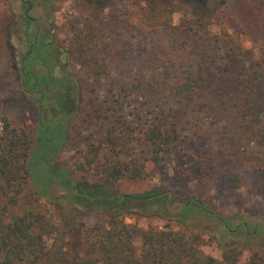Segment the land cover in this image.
Segmentation results:
<instances>
[{
  "label": "trees",
  "instance_id": "trees-1",
  "mask_svg": "<svg viewBox=\"0 0 264 264\" xmlns=\"http://www.w3.org/2000/svg\"><path fill=\"white\" fill-rule=\"evenodd\" d=\"M74 1L98 16L113 0ZM129 1L143 9V33L172 29V15L183 11L193 35L207 31L229 2ZM23 21L28 37L25 12ZM39 27L36 22L19 73L20 89L34 102L37 132L30 139L6 119L0 129V264H264V212L224 213L201 196L215 188L223 199L241 198L243 177L233 158L250 150L264 154V55L239 48L232 37L223 41L219 60L204 48L182 49L173 38L158 41L137 76L113 78L110 114L99 126V144L104 141L108 152L98 162L86 160L96 180L77 179L56 161L69 139L75 80L48 66L43 73L33 69L35 56L46 63L56 52ZM186 102L194 105L187 110ZM183 142L196 148L193 165L179 161ZM133 143L141 144L139 152ZM172 161L179 162L172 183L138 192L115 186L123 177H145L148 164ZM193 180L201 195L186 193ZM258 190L264 196V184ZM40 197L52 212L44 211ZM86 212L103 215V222L88 226L81 220ZM205 237L216 241L220 260L202 251Z\"/></svg>",
  "mask_w": 264,
  "mask_h": 264
},
{
  "label": "rangeland",
  "instance_id": "rangeland-1",
  "mask_svg": "<svg viewBox=\"0 0 264 264\" xmlns=\"http://www.w3.org/2000/svg\"><path fill=\"white\" fill-rule=\"evenodd\" d=\"M27 1L32 3L31 9H27L23 0H0V129L3 119H6L12 127L25 130L30 139L37 132L34 102L20 89L19 73L23 64L22 56L31 46L29 39L38 22L40 38L47 44L51 43L56 52L46 63L35 56L32 60L35 63L33 69L43 73L48 66L55 73H72L75 80L69 139L58 151L56 161L65 163L77 179L84 176L96 180L94 164L88 165L86 160L92 157L98 162L108 152L104 141L99 144L103 138L99 126L103 117L110 114L112 95L116 93L113 78L137 76L140 65L154 54L158 41L173 38L175 45L182 49L194 51L204 48L207 57L219 60L225 50L223 41L232 37L235 43H239V48H252L257 56L264 55V0H229L221 15L210 22L207 31L196 35L187 33L189 30L185 20L189 16H185L183 11L172 15V29L156 27L143 33L140 17L143 9L129 0H113L98 16L74 0H59L53 4H43L42 0ZM26 11L30 22L28 37L23 33V14ZM193 105V102L184 104L187 110ZM182 117L185 119L186 115ZM186 142L181 144L179 161L193 165L197 159L196 148ZM133 147L135 152L142 148L140 143H133ZM95 152L100 155L96 157ZM233 161L243 177V183L238 189L241 198L223 199L220 194L217 195L215 188L201 195L195 180L190 182L186 193L201 195L224 213H263L264 196L258 189L264 184V154L250 150L245 152L242 159L233 158ZM178 163L172 161L155 168L148 164L145 177H123L115 186L122 192H138L156 185L164 186L171 182V172L178 167ZM255 167L260 169L259 173H256ZM242 199L246 202H240ZM40 203L46 213L52 212L50 202L40 197ZM81 216V220L88 226L104 220L103 215L91 212ZM151 223L162 224L158 220H151ZM139 226L146 227V222L140 220ZM183 229L187 233L191 232L188 228ZM202 242L201 249L205 254L221 259V249L215 240L205 237ZM248 254V250L243 252L244 256Z\"/></svg>",
  "mask_w": 264,
  "mask_h": 264
},
{
  "label": "flooded vegetation",
  "instance_id": "flooded-vegetation-1",
  "mask_svg": "<svg viewBox=\"0 0 264 264\" xmlns=\"http://www.w3.org/2000/svg\"><path fill=\"white\" fill-rule=\"evenodd\" d=\"M24 2H25L26 5H27V9H31V8H32V4H31V6H29V3H31V2H28L27 0H24ZM25 13H26V15H27V17H28V12L26 11Z\"/></svg>",
  "mask_w": 264,
  "mask_h": 264
}]
</instances>
